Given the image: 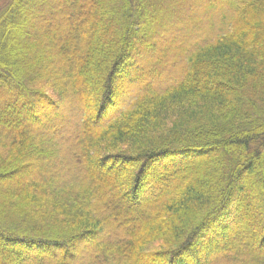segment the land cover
<instances>
[{"label":"trees","instance_id":"obj_1","mask_svg":"<svg viewBox=\"0 0 264 264\" xmlns=\"http://www.w3.org/2000/svg\"><path fill=\"white\" fill-rule=\"evenodd\" d=\"M0 264H264V0H0Z\"/></svg>","mask_w":264,"mask_h":264},{"label":"rangeland","instance_id":"obj_2","mask_svg":"<svg viewBox=\"0 0 264 264\" xmlns=\"http://www.w3.org/2000/svg\"><path fill=\"white\" fill-rule=\"evenodd\" d=\"M29 36V35H28ZM26 40H24V41H26V42H28L29 41V38H25ZM126 67L124 68V73L126 72ZM152 87H154V86H152ZM120 95H119V97H121V96H123V94L121 93V92H123V89L120 87ZM124 93V92H123ZM119 94V93H118ZM122 94V95H121ZM133 97V96H132ZM131 97L129 96V98L127 99L128 100V102L131 100L130 99ZM161 175H163V173L162 172H160V174H159V178L161 177ZM149 176H152V171H149L148 172V177ZM146 178H147V176H146ZM160 192V189H155V190H150V191H148V192H146L145 194H143L142 195V197L139 199V201L140 202H142V201H144L145 199H146V197L148 196V195H150L151 193H159ZM142 193V192H141ZM224 248H227V246H225ZM257 252V251H256ZM69 260V259H68Z\"/></svg>","mask_w":264,"mask_h":264}]
</instances>
